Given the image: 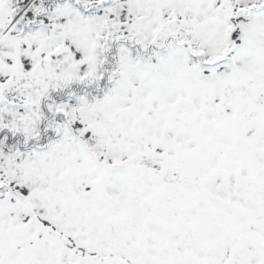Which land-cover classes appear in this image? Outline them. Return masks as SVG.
<instances>
[{
  "label": "snow or ice",
  "instance_id": "6c2138e0",
  "mask_svg": "<svg viewBox=\"0 0 264 264\" xmlns=\"http://www.w3.org/2000/svg\"><path fill=\"white\" fill-rule=\"evenodd\" d=\"M0 264H264V0H0Z\"/></svg>",
  "mask_w": 264,
  "mask_h": 264
}]
</instances>
